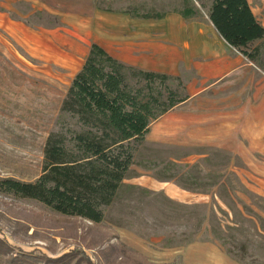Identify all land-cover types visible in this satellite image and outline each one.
Wrapping results in <instances>:
<instances>
[{"label": "rangeland", "instance_id": "374dc122", "mask_svg": "<svg viewBox=\"0 0 264 264\" xmlns=\"http://www.w3.org/2000/svg\"><path fill=\"white\" fill-rule=\"evenodd\" d=\"M97 1L0 0V175L39 177L47 137L92 42L139 68L179 75L193 98L152 122L101 222L0 191V237L15 251L78 250L93 264H264V229L246 207L264 216L263 70L215 38L207 8L197 18L175 16L174 36H163L172 20L99 10ZM99 1L147 11L183 0ZM248 1L264 25V0ZM186 164L225 180L243 215L218 186L178 184L173 175Z\"/></svg>", "mask_w": 264, "mask_h": 264}, {"label": "trees", "instance_id": "16d2710c", "mask_svg": "<svg viewBox=\"0 0 264 264\" xmlns=\"http://www.w3.org/2000/svg\"><path fill=\"white\" fill-rule=\"evenodd\" d=\"M205 1L209 5L202 0H183L172 9L147 11L137 7L117 9L99 0L96 6L133 18L156 20L168 13L197 18L202 14L201 7L207 8V16L220 36L264 72V25L249 1ZM258 41L262 42L257 44ZM173 81L178 82L176 88L171 85ZM187 98L179 76L125 64L93 42L62 101L59 126L47 137L41 174L31 182L0 175V191L37 200L63 215L99 223L104 219V207L114 201L133 164L136 147L149 133L152 122ZM182 168L184 171L173 175L178 184L191 190L218 186L223 202L234 214L243 215L231 201L225 180L212 179L211 174L205 175L196 165L186 164ZM246 207L248 213L258 215V223L264 229V216L252 206ZM224 231L222 228L221 232ZM218 238L226 245L223 235ZM228 251L231 253V249ZM72 252L84 257L73 261L68 259L72 255L69 252L53 257L42 252L15 251L0 237L2 264H80L82 260L93 264L84 252ZM142 260L135 259L136 264H149L146 258Z\"/></svg>", "mask_w": 264, "mask_h": 264}, {"label": "crops", "instance_id": "0c3cea01", "mask_svg": "<svg viewBox=\"0 0 264 264\" xmlns=\"http://www.w3.org/2000/svg\"><path fill=\"white\" fill-rule=\"evenodd\" d=\"M254 12V11H253ZM255 14V13H254ZM256 15V14H255ZM130 16V15H129ZM175 16H180V17H182L181 15H179V14H177V13H168L167 14V16L165 17V18H163V19H157V20H164V19H170V20H172V22L171 23H169L168 24V32L167 33H164V35L163 36H167V35H173L174 36V32H175V27H174V25H175V19H176V17ZM131 17V16H130ZM182 19H185L184 17H182ZM147 20V19H146ZM153 20H156V19H153ZM210 20V19H209ZM211 22V21H210ZM211 28H212V30H213V35L215 36V38H219V40L221 41V42H223V43H225V44H227L229 47H231V48H233L230 44H228L225 40H224V38H222L221 36H220V34L217 32V30L215 29V27H214V25L212 24V22H211ZM174 30V31H173ZM161 36H162V33H161V29H160V32H158V38H157V40L158 41H160V39H162L161 38ZM93 43V42H92ZM96 43H98V42H96ZM98 44H100V43H98ZM102 47H104L102 44H100ZM89 49H90V46H89ZM89 49H88V52H89ZM233 49H235V48H233ZM236 50V49H235ZM108 52H110L109 50H107ZM237 51V50H236ZM88 52H87V54H88ZM237 52H239V51H237ZM240 53V52H239ZM86 54V55H87ZM112 54V53H111ZM242 54V53H241ZM243 55V54H242ZM244 56V55H243ZM86 57V56H85ZM115 57V56H114ZM246 59H248L246 56H244ZM116 58H118L117 56H116ZM85 59V58H84ZM119 59V58H118ZM120 61H122L123 63H125V64H128V65H133V66H136L135 64H131V63H127V62H124L123 60H121V59H119ZM249 60V59H248ZM250 61V60H249ZM252 62V61H251ZM81 68V67H80ZM145 69V68H144ZM146 70H151V69H146ZM152 71H156V70H152ZM78 72V71H77ZM76 72V73H77ZM158 72H163V71H158ZM164 73H167V72H164ZM167 74H170V73H167ZM170 75H172V74H170ZM173 76H179V75H173ZM180 77V76H179ZM181 78V77H180ZM182 79V78H181ZM183 81V80H182ZM184 82V81H183ZM184 85H185V83H184ZM185 91H186V85H185ZM201 92H198V93H196V94H194V96H197V95H199ZM186 95L188 96V98L185 100V101H183V102H181V103H179L178 105H176L174 108H172V109H170L168 112H170V111H172V110H174L175 108H178V107H180V106H183V105H185V104H188L189 102H190V100L193 98V96H189L187 93H186ZM168 112H166V113H168ZM165 113V114H166ZM164 115V114H163Z\"/></svg>", "mask_w": 264, "mask_h": 264}]
</instances>
